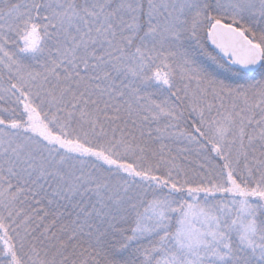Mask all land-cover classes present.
I'll use <instances>...</instances> for the list:
<instances>
[{
  "label": "snow or ice",
  "instance_id": "6c2138e0",
  "mask_svg": "<svg viewBox=\"0 0 264 264\" xmlns=\"http://www.w3.org/2000/svg\"><path fill=\"white\" fill-rule=\"evenodd\" d=\"M0 264H264V0H0Z\"/></svg>",
  "mask_w": 264,
  "mask_h": 264
}]
</instances>
